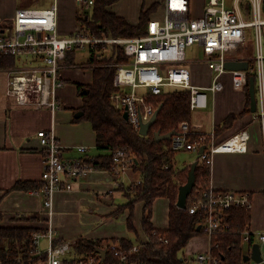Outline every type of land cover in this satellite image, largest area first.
<instances>
[{
  "label": "built area",
  "instance_id": "built-area-1",
  "mask_svg": "<svg viewBox=\"0 0 264 264\" xmlns=\"http://www.w3.org/2000/svg\"><path fill=\"white\" fill-rule=\"evenodd\" d=\"M75 1L92 5V0ZM161 5L164 11L162 20L151 18L145 34L127 38L95 37L84 31L61 36L57 30L56 4L41 9H18L12 23L0 34V56L15 59V65L6 70V97L18 107L52 112L59 110L61 103L56 92L63 86L60 71L72 68L67 55L87 51L98 55V60L112 59L105 64L115 68L113 85L116 91L111 100L116 109L126 112L127 122L139 134L142 125L150 122L159 107L154 100L156 97L172 89L186 90L190 94V110H204L208 107L207 92L217 93L224 88L221 81L224 75H229L231 87L236 91H246L248 79L253 75L264 149V0H234L230 8L225 7V0H208L200 18L191 17L189 0H162ZM247 29H253L255 39V56L251 58L254 66L243 56H237L247 40ZM196 44L202 48L205 62L213 73L208 87L191 83L186 50ZM118 55L122 60L118 61ZM227 61H247L248 69L228 71L224 67ZM191 135L199 137L193 142ZM36 136L43 170L41 188L32 194L41 200L39 215L46 220L47 226L44 232L34 233L32 241L36 254L45 255L43 264H142L133 259L140 252L141 244L129 248L118 242L105 244L101 250L111 254L116 261L113 262L106 261L99 252L73 256V243H55L52 226L55 195L71 191L75 181L86 177L94 169L80 158L65 159L64 146L53 130H40ZM170 139L173 151L196 152L200 161L211 166L216 154L246 152L250 136L247 131H241L216 143L214 133L199 134L190 122L183 121ZM77 150L85 153L87 149L78 147ZM113 160L112 175L124 179L128 171L132 172L133 156L120 150L114 154ZM139 182L140 179L130 185ZM232 208L251 210L252 195L222 191L210 184L209 188L197 193L188 213L203 214V230L209 247L206 252L197 254L194 261L221 264L212 256V248L216 245L211 244V238L219 230L225 211ZM242 235L244 245H248L253 236L250 229ZM43 239L47 247L40 251L39 242ZM257 243H264V233L258 234Z\"/></svg>",
  "mask_w": 264,
  "mask_h": 264
},
{
  "label": "crops",
  "instance_id": "crops-1",
  "mask_svg": "<svg viewBox=\"0 0 264 264\" xmlns=\"http://www.w3.org/2000/svg\"><path fill=\"white\" fill-rule=\"evenodd\" d=\"M195 1L198 3L196 11L202 15L208 0ZM74 2L75 0H0V34L9 26L8 21L13 20L18 9H41L56 4L60 31L70 35L76 19L77 2ZM159 2L158 0H118L107 10L124 18L128 23L136 25L143 6L146 10L153 3ZM229 3L232 7L234 0H229ZM153 15L154 13L150 17L153 18ZM243 57L250 59V57ZM74 65L72 68L64 69L60 75L63 86L57 90L56 96L61 107L54 112L16 106L5 95L8 80L6 70L9 68H0V215L2 217L0 227H35L42 230L41 232L46 229V220L39 215L40 198L31 192L11 190L17 182L41 183L43 166L42 153L36 136L38 131L53 130L64 146L65 159L95 158L101 154L100 151L96 153L91 151L92 147L96 149L95 132L91 124L85 121L74 122L81 115L77 111L82 106L76 84L87 85L92 82V74L89 82H83L81 77H76V74L71 71L77 68L91 69L80 67L87 63ZM210 72L208 71L209 74ZM209 81L210 78L208 81H196L193 85L208 87L212 80ZM69 83L73 85H67ZM64 101L68 104L65 105ZM245 108V91H236L231 86L227 89L224 85L222 91L213 93L211 101L208 98V107L199 110L200 112L209 110L206 115H203L204 118H199L196 122L190 121V123L197 133L208 135L214 133V129L219 127L229 115H240L243 112L234 120L230 128L214 137L215 142L220 143L236 133L247 131L250 136L247 151L214 155L210 166L209 182L211 186L222 191L248 192L252 195L250 232L254 236V243H257L258 234L264 233V149L258 113L244 112ZM86 125L89 126L87 134L81 132ZM78 147H85L87 150L81 153L77 150ZM139 177L140 174L133 171H128L127 176L121 179L108 171L93 170L86 177L75 181L71 191L58 192L54 197L55 216L52 219L55 243H74L78 238L105 240L107 242L104 245L114 240H134V234L128 231L126 225L129 209H122V206L127 202L124 186L139 180ZM142 206L140 202L134 207V227L140 243L146 242L141 230ZM168 207L167 199L158 198L154 202L151 221L155 229L165 230L168 227ZM26 215H38L39 219L34 222L14 219ZM196 238H200V241H196ZM191 242L194 247L199 244L196 250L199 253L208 250V238L205 241L196 236L189 241ZM135 243L137 242L133 244ZM263 244L261 243L260 247ZM244 249L247 253V245Z\"/></svg>",
  "mask_w": 264,
  "mask_h": 264
},
{
  "label": "trees",
  "instance_id": "trees-1",
  "mask_svg": "<svg viewBox=\"0 0 264 264\" xmlns=\"http://www.w3.org/2000/svg\"><path fill=\"white\" fill-rule=\"evenodd\" d=\"M118 0H92L88 5V13L83 15L76 9L77 22L82 23V31L95 37H138L145 34L151 15L159 7V3H153L139 15L136 25L128 23L124 18L110 13L107 8ZM113 58V57H112ZM68 63L74 64V53L67 55ZM108 60H98V55L91 54L90 62L80 67H89L92 71L91 84H76L78 96L82 99V106L77 112L81 115L74 120L75 123L89 122L95 132L96 149L101 152L95 158L82 159L85 164L94 170H104L112 173L114 166V154L124 151L134 157L132 171L140 174V182L136 185L124 186V195L127 202L122 209H129L126 225L129 232L134 234V240L120 239V245L129 248L135 244H141L140 252L134 256V261L142 264H185V259L180 253L188 245L189 241L199 235H205L203 230L204 216L201 213L190 215L188 213L199 191L209 188L210 166L198 159L195 168V185L187 198L186 208L179 209L176 206L179 188L183 186L188 177L191 165L175 170L172 159L175 151L171 149V139L157 142L154 134L159 132L165 135L176 131L178 125L191 120L190 94L186 90H170L154 100L161 107L155 123L147 136H141L134 131L132 126L123 119L122 112L114 107L111 100L116 91L113 85L115 68L106 66ZM122 60L118 55V61ZM252 63V60H248ZM15 65L13 57L0 56V68H10ZM253 75H250V77ZM246 93V108L249 112V96ZM243 114V112L241 113ZM240 114V115H241ZM240 115H229L223 123L214 129V135L231 127L232 123ZM199 136L191 135L190 140L195 141ZM168 168L165 169L164 167ZM41 183L17 182L11 190L23 192H37ZM158 198L168 200V227L165 230H157L152 224V209ZM142 202L141 230L146 242L140 243L134 227V207ZM0 215V220H1ZM16 221H38V215H26L14 218ZM251 210L245 208H232L225 211L224 218L217 233L211 238L212 256L221 264H245L244 257L249 255L254 244V237H250L245 253L243 233L250 229ZM201 227L200 229H198ZM42 231L35 227H0V264H38L45 261V255L36 254L32 236ZM105 240H86L78 238L72 245L73 256L89 255L100 251ZM60 244V243H58ZM106 261L116 262L109 253L104 255Z\"/></svg>",
  "mask_w": 264,
  "mask_h": 264
},
{
  "label": "rangeland",
  "instance_id": "rangeland-1",
  "mask_svg": "<svg viewBox=\"0 0 264 264\" xmlns=\"http://www.w3.org/2000/svg\"><path fill=\"white\" fill-rule=\"evenodd\" d=\"M76 2V1H75ZM74 2V3H75ZM159 2V0H158ZM162 0H160L159 2V7L157 8V10L154 12V15L152 16L153 19L155 20H162L163 16H164V11H163V7L161 5ZM78 6V3H76V8ZM190 6H191V17L192 18H200L202 15L198 14L199 12H197L196 10L198 9V3L195 0H190ZM230 3L229 0H226V4L225 7L226 8H230ZM79 11H82L81 13L83 15H85V13H88V5L86 3H81L80 7H79ZM247 11H249V7H247ZM247 20H249V17H246ZM9 25L12 23V19L8 21ZM58 18H57V30L58 33L61 36H69V33H62L60 31V26L58 25ZM9 27V26H8ZM82 23L80 21L77 22V20H74V27L72 28V30L70 31V34L73 33H77L82 31ZM246 34H247V40L244 43L243 49L237 53V56H246V57H250L253 58L255 56V42H254V34H253V29H247L246 30ZM91 59V54L87 51H78L75 53V57H74V63L77 64H85L90 62ZM205 56L203 54L202 48L199 45H194L191 48H188L186 50V63L189 65V69L190 72L192 74L191 78V83L194 84L196 81H208L210 78V81L213 78V73L212 71L210 72V74L208 73V66L205 62ZM252 66L255 65L254 62L251 63ZM204 67H207L205 70ZM63 70L60 71V74L62 73ZM71 71H73V73L76 74V77H81L83 79V82H89L91 80V74L92 71L90 69L87 70H83V69H71ZM212 77V78H211ZM209 81V82H210ZM221 81L224 83L225 87L228 89L229 86H231L230 83V77L229 75H224L221 78ZM229 81V82H228ZM66 83V82H65ZM67 85H73L72 83H69ZM67 87V86H66ZM77 90V89H76ZM173 90V89H172ZM208 98L211 101L213 98V93L211 92H207ZM78 98H80L78 96ZM63 101V100H62ZM69 103H71L70 100H68ZM65 105H67V101H64ZM66 110V109H65ZM209 110L200 112V111H192L191 112V122H196L197 119L199 118H204L203 115H206V112H208ZM89 126L86 125V128L81 130L82 133H86L88 131ZM92 152H99L98 150H96L94 147H92L91 149ZM198 160V154L196 152L193 151H179V152H175L173 159H172V164L175 170H179L182 169L183 167H185L186 165H191L194 162H196ZM206 235H199L197 237H201L206 241L205 237ZM200 238H196V241H200ZM46 241L45 240H40L39 242V250L40 251H44L46 250ZM197 247H199V244H196V246L194 247V244L189 243L184 249L183 251L180 253V256L183 257V259L186 260L185 264H200L197 263L196 261H194V257L199 254V252H197L196 250L198 249ZM261 250H262V254H263V259H264V244L261 246ZM197 252V253H194ZM203 253V252H202ZM188 259V260H187ZM188 261V262H187ZM245 264H257L254 261L250 260L249 262H245ZM260 264H264V261Z\"/></svg>",
  "mask_w": 264,
  "mask_h": 264
},
{
  "label": "water",
  "instance_id": "water-1",
  "mask_svg": "<svg viewBox=\"0 0 264 264\" xmlns=\"http://www.w3.org/2000/svg\"><path fill=\"white\" fill-rule=\"evenodd\" d=\"M225 69L228 71H234V70H247L248 69V62L247 61H227L224 65ZM248 96H249V107L250 111L252 113L257 112V101H256V96H255V83H254V78L251 76L248 79V88H247ZM161 107H158V109L155 111L153 117L151 118L150 122L142 125V127L139 130V135L141 136H147L149 133L150 128L152 125L155 123L156 118L158 116V113L160 111ZM122 117L125 121H127V114L124 112L122 114ZM175 134V131H172L170 133H167L165 135H160L159 132H156L154 134L155 140L157 142L162 141V140H169L172 135ZM204 149L201 148L200 152ZM197 162H194L191 164L190 170L188 172V177L186 183L179 188L178 192V197H177V202L176 206L179 209H185L186 208V202L188 196L191 194L194 185H195V168H196ZM199 227L198 229H200ZM99 252L102 257H104L105 252L103 250L97 251ZM251 259L257 264H260L263 262L262 254H261V247L259 243H254L251 247V253L250 256L245 255L244 261L246 262L247 260Z\"/></svg>",
  "mask_w": 264,
  "mask_h": 264
}]
</instances>
